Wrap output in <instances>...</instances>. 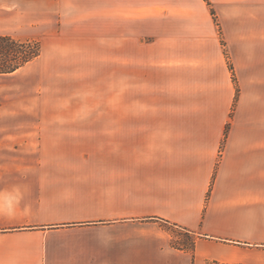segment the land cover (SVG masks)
Instances as JSON below:
<instances>
[{"label": "crops", "instance_id": "crops-1", "mask_svg": "<svg viewBox=\"0 0 264 264\" xmlns=\"http://www.w3.org/2000/svg\"><path fill=\"white\" fill-rule=\"evenodd\" d=\"M21 1L37 120L0 173L34 186L0 189V264H264V0Z\"/></svg>", "mask_w": 264, "mask_h": 264}, {"label": "rangeland", "instance_id": "rangeland-1", "mask_svg": "<svg viewBox=\"0 0 264 264\" xmlns=\"http://www.w3.org/2000/svg\"><path fill=\"white\" fill-rule=\"evenodd\" d=\"M25 4L26 2L16 0L14 4L15 10L12 6L10 8L4 7L3 0H0V34L11 35L21 40L37 41L41 45V41L37 38H26L32 31L35 32L36 30H31L27 26V21L24 20L25 12L23 7H25ZM217 23L219 25V22ZM36 64V62L29 64L23 71L24 73H18L13 76L0 73V125L36 123L37 118L26 113L29 110H35L38 104L35 97L39 93L38 72L40 70ZM97 72V74H101L103 70H98ZM114 77L115 75L113 77L109 75L106 80L107 83H103L100 87L99 94H94L99 99L93 100L92 108L115 107V101L106 99L108 94L112 95V93H115V86H112ZM4 176L0 173V189L12 188L13 186H20V184L21 186H34L31 181H19L9 177L4 178ZM173 240L175 245L182 244L191 248L193 236L173 229Z\"/></svg>", "mask_w": 264, "mask_h": 264}, {"label": "trees", "instance_id": "trees-1", "mask_svg": "<svg viewBox=\"0 0 264 264\" xmlns=\"http://www.w3.org/2000/svg\"><path fill=\"white\" fill-rule=\"evenodd\" d=\"M40 53L41 45L37 41L21 40L11 35L0 34V73L14 72L37 58ZM194 243L193 237L191 250L194 249Z\"/></svg>", "mask_w": 264, "mask_h": 264}]
</instances>
